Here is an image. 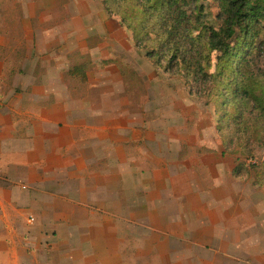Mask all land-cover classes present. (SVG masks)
<instances>
[{"label": "crops", "instance_id": "obj_1", "mask_svg": "<svg viewBox=\"0 0 264 264\" xmlns=\"http://www.w3.org/2000/svg\"><path fill=\"white\" fill-rule=\"evenodd\" d=\"M50 1L55 0H0V264H93V219L97 223L100 213L111 223L116 210L123 222L135 225L156 212L158 225L166 214L188 227L194 224L184 217L193 214L202 220L184 241L187 257L199 249L206 258L251 257L235 244L219 245L231 230L239 241H253L252 231L234 225L242 196L228 219L206 222L217 210L203 211L199 203L222 202L225 193L215 196L217 186L191 184L194 177L187 176L186 164H177L178 153L162 160V140H150L159 125L155 118L146 123L150 115L134 116L129 130L124 128L125 117L135 113L123 111L114 85L105 96L93 90V11L50 22L57 16ZM75 19L89 25L79 30ZM77 65H85L86 81L73 76ZM96 113L105 128L93 124ZM185 198L187 211L178 206ZM51 200L59 205L49 213L55 219L47 221ZM147 201L158 203L157 210H146ZM31 217L35 226L28 223Z\"/></svg>", "mask_w": 264, "mask_h": 264}, {"label": "rangeland", "instance_id": "obj_2", "mask_svg": "<svg viewBox=\"0 0 264 264\" xmlns=\"http://www.w3.org/2000/svg\"><path fill=\"white\" fill-rule=\"evenodd\" d=\"M155 1H150L147 6L137 0L121 1L112 5V10L108 11L103 0H55L50 1L49 5L57 16L48 20L68 21L70 18L67 15L93 11V90L97 95L102 91L105 96L114 85L115 94L123 102V111L128 108L129 114L135 113L125 117L126 130H129L127 124L131 123L134 116L150 115V120L145 118L146 123L155 118L159 125L154 133L158 136L151 135L150 140L157 137L162 140V160L178 153L177 164H186L187 176L194 177L191 184L211 190L217 186L215 196L220 192L225 193L222 202L211 203L208 200L204 204L199 203L203 211H208L210 207L217 210L218 216L208 217L207 223L228 219L231 209L238 202L237 198L242 196L234 211L238 212L234 225L240 223L238 226H241L243 233L250 234L252 231L253 241L241 242L233 236L231 230L225 243L219 245L227 249L230 244H235L242 253L253 255L237 259H216L212 256L206 258L202 257L203 252L199 249L196 257H187L184 241L195 235V227H198V222L201 223L202 219L187 214L184 219L194 225L185 227L182 221L163 214V222L158 225L155 212L152 213V218L143 219L141 225H135L123 222L116 210V218L113 220L110 217L111 223H105L102 215L95 212L98 213V222L93 219V264H234L233 261H240L241 264H264V168L255 169L247 162L251 158L248 151L254 148L253 156L264 164V127L258 125L256 130L259 134L255 135L256 139H247L246 148L242 150L244 153L239 158L233 153L235 143H229L227 150L217 143V137L221 143L215 118L218 105L216 98L208 97L210 87L218 86L221 88L219 90L227 92L234 82L246 86L250 83V77L264 78L261 76L264 75V21L253 25L252 49L241 56L244 59L243 74L237 73V67L242 62L236 64L233 54H221L212 59V68L209 69L217 74L219 81L215 82L210 78L191 85L187 82V76L193 74L183 76L178 68H170L167 72L164 68L166 64L159 65L158 59L151 53L153 47L138 45L132 30L128 28L130 25L134 26L141 38L148 29L153 46L159 43L162 35L177 32V26L163 33L160 31L162 19L168 17V12L159 10ZM199 4L205 6L202 18L216 23V0H199ZM184 8L189 9L190 5L184 4ZM174 9L175 14L180 16L179 10ZM61 15L66 17H60ZM68 23L70 26V22ZM72 25L85 30V25L89 24L87 19L82 22L75 19ZM244 48L240 47V51L235 52H241ZM189 61L187 59L186 64ZM199 61L203 59L199 58ZM174 63L180 66L179 60ZM182 79L186 81V85ZM96 123L106 127V121L99 113L93 114V124ZM170 126L171 131L168 130ZM227 135L231 136L229 132ZM171 138L177 142H171ZM242 138L244 136L239 132L237 140ZM151 151L152 149L149 152ZM185 156L193 157V161L187 163ZM238 158L243 163L239 165L241 177L233 173ZM156 184L155 189L161 190L162 183L156 181ZM240 190L243 191L239 194ZM189 200L185 198L180 201L179 208L187 211ZM58 205L59 201L51 200L52 207L46 208L47 221L55 219L54 214L49 213ZM146 207V210H157L158 203L147 201ZM71 208L61 206L63 212H69L72 216L74 211ZM121 209L118 208L119 211ZM28 223L35 226L36 221L31 217ZM45 230L52 231L53 228L47 227ZM173 238L181 241L173 244ZM216 244L212 243L210 247L215 250ZM247 246H252L253 251L248 252Z\"/></svg>", "mask_w": 264, "mask_h": 264}, {"label": "trees", "instance_id": "obj_3", "mask_svg": "<svg viewBox=\"0 0 264 264\" xmlns=\"http://www.w3.org/2000/svg\"><path fill=\"white\" fill-rule=\"evenodd\" d=\"M121 1L127 0H103V5L111 11L112 5ZM137 1L147 6L152 0ZM155 3L159 10L168 12V17L162 19L160 31L163 33L177 26V32L162 35L159 43L153 46L148 29L141 38L134 26L130 25L128 28L132 30L138 45L153 47L151 53L158 59L159 65L166 64L164 68L167 72L170 68H178L183 76L193 74L187 76V82L191 85L210 78L218 82L217 74L209 71L212 68V59L229 53L235 56L233 59H236L234 61L236 64L242 62L237 67V73L243 74L244 59H241V56L252 49L253 25L264 21V0H216L218 7L216 23L202 18L205 6L199 4V0H156ZM184 4H189L190 8L185 9ZM174 8L179 10L180 16L175 14ZM243 46L245 47L243 51L235 52L240 51V47ZM199 58L203 61H199ZM187 59H190L188 64H186ZM177 60L180 61V66L174 63ZM85 68V65L75 66L72 70L73 76L86 81ZM79 70L83 73H78ZM182 80L186 85V81ZM249 82L246 86L234 82L227 92L219 90L221 88L218 86H213L208 92V97L216 98L218 105L215 109V118L222 144L218 137L217 143L223 148L225 146V150L228 149L229 143H235L233 153L238 157L244 153L242 150L246 148L247 139H256L255 135L259 134L256 130L258 125L264 127V78L250 77ZM228 132L231 134L230 137L227 135ZM239 132L244 138L237 140ZM254 154L255 149L251 148L248 155L253 158ZM239 158L237 163L235 161L233 170L237 177L242 176L239 165L243 163ZM253 168L263 169L264 164L261 163L259 167Z\"/></svg>", "mask_w": 264, "mask_h": 264}, {"label": "built area", "instance_id": "obj_4", "mask_svg": "<svg viewBox=\"0 0 264 264\" xmlns=\"http://www.w3.org/2000/svg\"><path fill=\"white\" fill-rule=\"evenodd\" d=\"M248 164L251 166V167H254V166H257L259 167L260 164H261V161H259L257 158L253 157V158H250L247 160ZM4 180L3 179H0V183H3Z\"/></svg>", "mask_w": 264, "mask_h": 264}]
</instances>
